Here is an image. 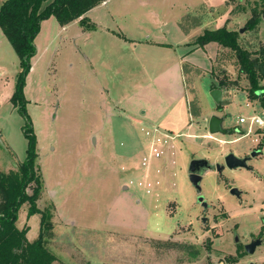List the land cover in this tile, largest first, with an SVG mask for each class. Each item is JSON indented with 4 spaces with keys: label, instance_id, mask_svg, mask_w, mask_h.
I'll list each match as a JSON object with an SVG mask.
<instances>
[{
    "label": "rangeland",
    "instance_id": "1",
    "mask_svg": "<svg viewBox=\"0 0 264 264\" xmlns=\"http://www.w3.org/2000/svg\"><path fill=\"white\" fill-rule=\"evenodd\" d=\"M106 2L92 21L107 18L108 27L126 38L147 40L136 56L108 33L87 37L71 24L47 38L43 25L25 79L26 111L43 182L37 207L52 213L46 243L57 258L52 264H226L229 257H238V264H264V135L254 136L248 125L238 124V117L260 113L264 105L250 98L231 51L218 48L215 54L213 45L190 51L204 32L224 27L242 30L240 46L258 52L264 47V20L254 30H247L246 23L262 2ZM180 57L184 70L197 68L185 80L175 74ZM18 72V58L0 31L3 173L16 171L26 155L25 119L10 103ZM221 79L225 86L217 111L209 94ZM184 107L188 130L173 117ZM142 111L172 132L146 122ZM213 115L225 118L228 134L208 133ZM146 130L173 137L165 139L164 158L152 160L148 169L141 165L153 135ZM229 153L249 158L248 168L205 171L200 183L204 208L188 178L189 162L205 158L222 165ZM146 173L148 179L142 177ZM232 188L239 197L230 193ZM27 210V204L20 207L16 226H27L26 238L33 242L40 215L28 217ZM258 239L254 253H246L245 247Z\"/></svg>",
    "mask_w": 264,
    "mask_h": 264
},
{
    "label": "trees",
    "instance_id": "2",
    "mask_svg": "<svg viewBox=\"0 0 264 264\" xmlns=\"http://www.w3.org/2000/svg\"><path fill=\"white\" fill-rule=\"evenodd\" d=\"M48 1L4 0L0 6V30L19 62L10 103L25 119L23 134L27 141L25 159L17 170L7 173L0 171V264H52L57 261L46 247L53 229L52 213L37 207L43 182L36 161V137L26 111L25 79L30 70L31 59L36 55L34 41L40 32L41 23L49 18H54L60 26L78 21L85 31H94L96 26L86 14L103 0ZM260 1L261 4L252 8V17L246 23L247 30H254L263 20L264 0ZM209 43H216L223 51L229 50L234 54L237 73L243 75L248 82L250 98L264 105V47L252 54L240 46L239 31H229L224 27L204 32L196 38L193 45L201 48ZM223 80L212 89L222 90L225 86ZM220 103L216 106L217 111L221 110ZM23 204L28 205V217L40 215L39 235L33 242L26 238L27 226L22 229L16 226L18 211ZM192 256L196 257L197 252ZM226 264H238V257L227 258Z\"/></svg>",
    "mask_w": 264,
    "mask_h": 264
},
{
    "label": "crops",
    "instance_id": "3",
    "mask_svg": "<svg viewBox=\"0 0 264 264\" xmlns=\"http://www.w3.org/2000/svg\"><path fill=\"white\" fill-rule=\"evenodd\" d=\"M225 1V3L227 2V0H224ZM107 5H108V3L106 2V0H103V2L100 4V5H98L97 7H95V8H93L92 10H90L87 14H86V16H87V18L89 19V21L90 22H92L95 26H96V30H94V31H85L83 28H81L80 26H79V23H78V21H73V22H71V23H69V24H67V25H65V26H60L58 23H57V21L56 22H54L55 24H53V22H50V20L52 19V18H49L48 20H45V21H43L42 23H41V27H40V32H39V34L38 35H40L41 34V31H42V27H43V25H46V28H45V32H46V34H47V38H49L50 36H51V32H56V33H60V32H64V31H66L67 30V27H69L71 24H77L79 27H80V30H81V32L83 33V34H85L87 37H89V36H91V35H96L97 33H100V32H105V33H108V34H110V35H112L113 37H116L117 39H119L121 42V44H119V46H121V48L122 49H124V47H126L127 48V51H129V54L131 55V56H133L134 57V55H135V51L138 49V48H140V47H143V46H141L142 44H143V42L144 43H148V41L146 40H144V41H136L135 39H128V38H126L124 35H122V34H120V33H118L117 31H115L114 29H111L110 27H108V25L105 23V22H107V18H103V19H100V20H98V21H95V22H93L92 20H93V18H92V15H93V13L95 12V10L96 9H98V8H100V7H102V6H104L105 8L107 7ZM106 13L107 14H109L110 16H112L111 18H113V14H111V11L109 10V9H107V11H106ZM1 31V30H0ZM1 33H2V31H1ZM2 35H3V33H2ZM37 35V36H38ZM4 36V35H3ZM5 38V37H4ZM6 39V38H5ZM211 45H213V47L215 48V51H214V53L215 54H217L216 52H217V49L219 48L218 47V45L216 44V43H209L208 45H205V47H211ZM140 46V47H139ZM195 49H199V47H196V48H192L190 51H193V50H195ZM137 52V51H136ZM189 52V51H188ZM187 52V53H188ZM214 54V57H213V59L211 60V62L212 61H214L215 59H216V55ZM136 56V55H135ZM181 63H183V58L181 59V57L179 58V63H175V66H176V71H175V74H176V76H180V74H181V77H182V80H185V78L186 77H189L190 76V74H192L193 72H194V70H196L197 68L195 67V66H192L191 68H187V70L185 69L184 70V68H181ZM210 67H212V65L210 66ZM208 68H205V70H207ZM211 72V71H210ZM171 73H173V71L171 72ZM211 76V75H210ZM183 88V87H182ZM184 93V92H183ZM185 94V96H186V93H184ZM221 99H223V92H222V96H221ZM175 103V102H174ZM186 106V105H185ZM161 110V112L163 113V114H165V113H167V111H168V109H166V108H161L160 109ZM182 112H174V115H173V117L177 120H179V118H180V120L178 121V123H183L184 125H187V130L189 129V127L190 126H188V122H189V114H188V112H187V109H186V107H184V110H181ZM224 111V110H223ZM142 114H143V119L146 121V122H149V123H151V124H154V125H157V126H159L162 130H164V131H166V132H170L171 130H170V128H167V127H165L166 125H164L165 123L163 122V121H161V122H158L156 119H158L157 117H154V115L150 112V113H147L146 111H142L141 112ZM176 114V115H175ZM225 119V118H224ZM182 124V125H183ZM172 132V131H171ZM146 175H147V173H146ZM142 176L143 178H145V179H148L149 177H148V175L147 176ZM141 177V178H142Z\"/></svg>",
    "mask_w": 264,
    "mask_h": 264
},
{
    "label": "water",
    "instance_id": "4",
    "mask_svg": "<svg viewBox=\"0 0 264 264\" xmlns=\"http://www.w3.org/2000/svg\"><path fill=\"white\" fill-rule=\"evenodd\" d=\"M241 31L242 30H240L239 32ZM209 95L217 106L220 103L222 91L219 89H212L210 90ZM223 121H224L223 117H218L215 115L211 116L207 124L208 133L210 135L228 134V131L225 128H223ZM248 160L249 158H239L235 156L233 153H229L224 157L222 165L219 164L212 165L205 158L191 160L187 168V173L190 183L192 184L193 188L196 190L198 194L197 202L200 203L204 208L207 207V204L205 203V201H203V197L200 195L201 192L200 183L202 180L203 173L205 171H216L217 173H221L224 169H228V170L246 169L248 168L247 165ZM230 193L236 197H239V192L235 188L230 189ZM237 241L238 239L236 238V242ZM260 244H261V240L259 239L251 242L249 245L245 247V252L250 255L253 254L256 247L259 246ZM249 264H254V263L251 262Z\"/></svg>",
    "mask_w": 264,
    "mask_h": 264
},
{
    "label": "built area",
    "instance_id": "5",
    "mask_svg": "<svg viewBox=\"0 0 264 264\" xmlns=\"http://www.w3.org/2000/svg\"><path fill=\"white\" fill-rule=\"evenodd\" d=\"M245 107L247 109H249L250 105L246 104ZM238 124L239 125H248L250 130L253 129L255 131L254 136L261 134L259 136L263 137V135H264V108L260 109V113L251 112L250 116L238 117ZM250 130H249V133L244 135V136H248L250 134ZM260 132H262V133H260ZM151 133L153 135H152V138L150 140V144L148 145V155H147V157H144L142 159V162H141L142 167H144L146 169H148L150 162L152 160L164 158L163 157L164 145L168 142L165 139H169V140L173 139V137H171L170 134L163 133L159 130H155L154 133H153V131L147 132V130H146V135H150ZM141 185L142 184L139 183V186H141ZM146 187L148 188V187H150V185L147 184L145 186V188Z\"/></svg>",
    "mask_w": 264,
    "mask_h": 264
}]
</instances>
